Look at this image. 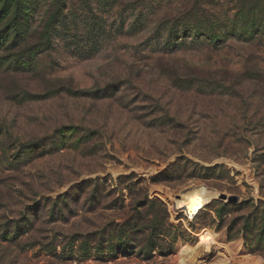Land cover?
<instances>
[{"label": "rangeland", "instance_id": "1", "mask_svg": "<svg viewBox=\"0 0 264 264\" xmlns=\"http://www.w3.org/2000/svg\"><path fill=\"white\" fill-rule=\"evenodd\" d=\"M260 20L264 0H0V264H178L204 229L243 246L208 264H264ZM201 184L239 201L172 208Z\"/></svg>", "mask_w": 264, "mask_h": 264}, {"label": "bare ground", "instance_id": "2", "mask_svg": "<svg viewBox=\"0 0 264 264\" xmlns=\"http://www.w3.org/2000/svg\"><path fill=\"white\" fill-rule=\"evenodd\" d=\"M167 196L172 202V208L178 211L186 210L189 215H193L196 210L206 204L211 203L216 197H219L220 192L207 187L206 185H192L184 190L180 191L179 194H172L166 192ZM198 240L195 243H180L177 249L178 264H191L194 261L197 264H208L206 259H203L204 255L208 250L214 246L217 248H224L230 250L234 249V254H239L243 250L242 240L227 244L225 237L217 234L212 229H204L196 233ZM232 254V253H231ZM255 262L252 261L250 264H262V259L259 257L255 258ZM231 258L225 253H222L220 257L213 259L212 263L209 264H230ZM195 264V263H194Z\"/></svg>", "mask_w": 264, "mask_h": 264}, {"label": "trees", "instance_id": "3", "mask_svg": "<svg viewBox=\"0 0 264 264\" xmlns=\"http://www.w3.org/2000/svg\"><path fill=\"white\" fill-rule=\"evenodd\" d=\"M211 26L210 23L208 22H203L199 27H195L192 24L189 25V23L186 22H179L177 23L172 31L174 35L178 36L180 33L185 34V35H205L208 36L210 39L213 41H220L222 40L226 35L233 34L236 35L238 31L239 23H233V22H221L220 24L213 23ZM205 29V33H202V29ZM249 28H255L256 31H260L264 29V21H256L253 24H244L243 25V30L247 33ZM178 34V35H177ZM153 202V201H149Z\"/></svg>", "mask_w": 264, "mask_h": 264}, {"label": "water", "instance_id": "4", "mask_svg": "<svg viewBox=\"0 0 264 264\" xmlns=\"http://www.w3.org/2000/svg\"><path fill=\"white\" fill-rule=\"evenodd\" d=\"M218 198H220V199H222V200H227V201H229V202H238L239 201V198H238V196H236V195H229V194H227V193H224V192H221L220 194H219V197ZM199 209V208H198ZM198 209H197V211H198ZM196 214V213H195Z\"/></svg>", "mask_w": 264, "mask_h": 264}]
</instances>
